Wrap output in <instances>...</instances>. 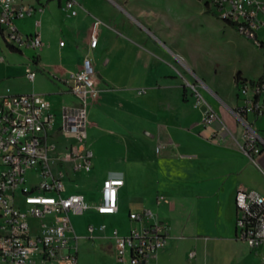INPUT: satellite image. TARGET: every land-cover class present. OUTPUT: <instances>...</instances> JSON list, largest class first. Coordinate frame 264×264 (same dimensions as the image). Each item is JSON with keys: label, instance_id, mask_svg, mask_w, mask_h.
Returning <instances> with one entry per match:
<instances>
[{"label": "crops", "instance_id": "0c3cea01", "mask_svg": "<svg viewBox=\"0 0 264 264\" xmlns=\"http://www.w3.org/2000/svg\"><path fill=\"white\" fill-rule=\"evenodd\" d=\"M66 1L28 2L27 4L35 5L37 9L33 14L16 20V25L22 32L40 33L43 44L38 50L32 49L31 66L53 78L54 84L51 86L52 91L37 90L35 83L33 90L13 92H39L46 95L56 113L54 139L59 149L64 150L72 139L58 132L62 108L76 105L79 101L71 90L70 76L79 70L84 57L89 55L97 70L100 94H103V108L93 113L91 130V107L89 110L88 140L90 138L91 148L92 145L96 147V164L103 156L108 155L101 144L103 136L99 134L103 132V124L113 121L117 123L118 138L122 144L119 153L112 157L111 165L117 171L102 178L99 187L96 182L82 186L76 178L78 175L88 176L95 171L93 158L90 172H69L66 180L68 190L83 192L90 202H95L100 199L101 188L107 177L122 178L117 213H120L123 206L122 195H129L133 200L131 203L135 205V209L128 212L129 220L130 212L145 209L152 211L143 220H131L136 222V227L163 223L168 228L165 246L154 253L146 264H180L179 256L184 249V257L190 256V260L197 256L198 250L195 248L205 252L209 260V252L215 251L216 257L221 258L227 256L223 254L228 253L227 247L249 246L238 237L235 195L240 188L255 189L264 195V115H247L248 121L263 139L262 149L249 155L244 149L245 124L234 112L243 104L236 85L237 78L235 77L234 95L226 93L215 83L206 82L203 73L193 62V55L190 58L180 47L179 43L184 39L182 25L172 29L173 26H168L169 23L158 21L156 13L137 6L134 0H106L107 5L103 9H98L93 0H75L76 15L64 9ZM56 3L68 13L58 23L52 24L50 13L54 12L53 6ZM121 12L128 15L129 19H123ZM204 12L207 10L204 9ZM96 19H101L103 23L98 31V44L91 48L90 38ZM84 22L89 23L91 32L84 31ZM56 27L60 30V36L66 34L64 43L61 44L60 41L58 56L51 53V30ZM102 27L105 30H101ZM100 31L103 33L101 40ZM125 45L123 52L127 56L133 54L134 62L137 63L134 65L136 70L131 72L129 82L116 85L115 81L99 73L97 66L101 70L116 69L111 53ZM27 49L30 48L16 51L23 53ZM167 51L176 58L177 64ZM42 54H45V59L41 62ZM97 56H101V59L97 60ZM7 68L5 61L0 63V77L6 74ZM189 75L194 79L190 80L191 83L196 85L205 100L219 114V118L211 124L204 122L205 104L197 105V95L193 88L184 85L185 77ZM173 86L177 88L176 100H172L169 96L171 94H168ZM11 87L18 89L19 86L11 80ZM54 96H68V99L55 102L52 99ZM140 108L161 117L162 120L157 125H162V128L152 131L141 129L137 132V110ZM133 123L136 129L127 131ZM72 183L74 185L69 186ZM114 227L121 231L118 226L107 228V232L100 231L113 246L110 235ZM74 228L81 237L75 225ZM192 252L195 253L193 257ZM175 256L179 261L175 260Z\"/></svg>", "mask_w": 264, "mask_h": 264}, {"label": "built area", "instance_id": "2783aa9c", "mask_svg": "<svg viewBox=\"0 0 264 264\" xmlns=\"http://www.w3.org/2000/svg\"><path fill=\"white\" fill-rule=\"evenodd\" d=\"M208 7L226 24L264 49V0H209ZM75 0H67L64 9L76 15ZM35 5L20 0H0V37L13 50H38L43 41L38 31L24 33L16 20L33 14ZM96 19L90 46L98 44L102 24ZM64 42L62 41L61 44ZM6 59L0 47V63ZM26 75L34 81L37 72L26 67ZM71 90L79 101L64 106L58 128L71 138L64 150L59 149L53 131L56 113L45 94L0 91V264H79L78 241L72 216L94 209L99 214L119 211V188L123 179L107 177L100 199L90 202L80 191L68 190L69 172H90L94 151L88 143L89 110L100 94L97 70L91 56L86 55L82 66L72 73ZM243 104L235 112L246 127L244 149L252 155L259 152L263 139L248 121L249 113L264 115V78L236 79ZM197 95V105L204 103V122L219 118L217 111L205 100L196 85L190 84ZM239 89H242L244 96ZM236 227L238 237L251 248L264 243V195L255 189L237 190ZM151 209L130 212L131 220H143ZM106 225L99 229L104 231ZM89 224L90 233L95 231ZM168 228L154 223L143 228H131L122 233L114 227L110 238L114 242L116 264H146L165 246ZM195 255L191 253V257Z\"/></svg>", "mask_w": 264, "mask_h": 264}, {"label": "rangeland", "instance_id": "374dc122", "mask_svg": "<svg viewBox=\"0 0 264 264\" xmlns=\"http://www.w3.org/2000/svg\"><path fill=\"white\" fill-rule=\"evenodd\" d=\"M25 2H35L36 0H24ZM58 1V0H56ZM137 6L152 10L158 16V21L169 23L168 26L182 25L183 41L180 42V47L189 54L193 55L194 63L197 68L203 73V78L206 82L215 83L223 91L228 94L234 95L235 93V77L238 73L248 80H258L264 78V49L257 47L254 42L240 34L235 28L227 25L223 20L218 17L208 7L207 1L209 0H134ZM93 4L98 9H103L107 5L106 0H93ZM54 12L50 13V23H58V20L64 18L68 12L61 8L58 3L54 6ZM207 10V12H204ZM151 13V14H154ZM122 18L129 19V16L124 12H121ZM104 25V24H103ZM84 31L91 32L92 28L89 23L83 24ZM105 30L104 27L101 30ZM112 30V29H110ZM51 49L52 55L58 56L60 53L59 44L60 41L66 40V34L60 36V30L52 28ZM103 36L102 31L99 32V38L101 40ZM0 47L5 54V64L8 68L5 71V75L0 77V91L6 92L7 88L10 90L21 92L27 89L33 90L36 85L37 90H51V86L54 84V79L48 77L47 74H43L41 70L37 69V76L34 81H31L27 75L25 68L31 65L30 56L33 54L32 49H27L23 53L13 50L9 47L0 37ZM125 46L116 48L111 54V58H114L113 65L117 66L116 69L101 70L98 66L99 73L101 72L104 77L115 81L116 85L124 84L130 81V74L135 71L134 65H137L133 57V54L125 55ZM162 47V46H161ZM164 50L166 49L163 47ZM167 50V49H166ZM169 52V51H167ZM170 54V52H169ZM171 55V54H170ZM114 56V57H113ZM175 64H177L176 58L171 55ZM45 59V54L41 55V62ZM97 60L101 59V56L96 57ZM97 65V62H95ZM10 74H7L9 73ZM185 73V72H183ZM10 80V81H9ZM11 80L19 86L18 89L11 87ZM194 80L192 75L185 77L184 85L193 84ZM5 81L8 83L5 84ZM36 83V84H35ZM140 85V82H137ZM35 84V85H34ZM12 88V89H11ZM170 88V87H169ZM244 96L242 89H239ZM52 91V90H51ZM168 94L172 100H176L177 88L175 86L168 90ZM103 94L96 98L91 106L90 114V126L89 130L93 128L91 120L93 113L101 111L103 104L101 98ZM242 99L244 97H241ZM55 102L65 101L68 96L58 98L54 96L52 98ZM244 100V99H243ZM152 113V111H150ZM149 110L140 108L137 110V132L141 129H152L158 126L157 123L161 122V117L154 116ZM152 116L151 118L149 117ZM156 115V114H155ZM114 117H116L114 115ZM156 119V120H154ZM116 122H109L103 124V132H99L103 136L102 147L106 149L98 164L97 152L95 145L92 148L95 152V171L90 175H78L76 178L80 182V185L85 186L86 183H94L100 185L102 178L109 176L110 172H116L117 169L113 168L112 157L121 150L122 144L118 138L119 129ZM131 131L136 129L133 123L129 128ZM90 144V138L88 140ZM74 184H69L73 186ZM97 189V188H96ZM133 200L129 195H122L121 203L122 209L117 215H99L94 211L87 210L83 214L72 216L73 223L77 231L82 235L78 241V255L80 264H116V251L113 243L105 238V235L100 233L99 227L105 224L107 227L104 232H107V228L111 226H118L122 232L127 233L131 228L136 227V222L129 220L128 212L130 209H135ZM89 223L94 224L96 227L95 233H89L87 225ZM197 256L190 260V256L184 257L183 250L180 260V264H264V244L258 248H251L249 246H239L237 248L227 247L228 253L226 257H216L217 252H209L206 258L205 252H200L199 248ZM177 261V263H178ZM176 264V262L174 263Z\"/></svg>", "mask_w": 264, "mask_h": 264}, {"label": "trees", "instance_id": "16d2710c", "mask_svg": "<svg viewBox=\"0 0 264 264\" xmlns=\"http://www.w3.org/2000/svg\"><path fill=\"white\" fill-rule=\"evenodd\" d=\"M241 76V74L240 73H238L237 75H236V78H238V77H240Z\"/></svg>", "mask_w": 264, "mask_h": 264}]
</instances>
